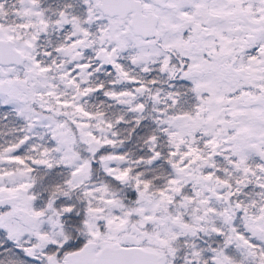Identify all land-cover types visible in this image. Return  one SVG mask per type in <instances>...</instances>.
I'll return each mask as SVG.
<instances>
[{"label": "snow or ice", "instance_id": "snow-or-ice-1", "mask_svg": "<svg viewBox=\"0 0 264 264\" xmlns=\"http://www.w3.org/2000/svg\"><path fill=\"white\" fill-rule=\"evenodd\" d=\"M0 264H264V0H0Z\"/></svg>", "mask_w": 264, "mask_h": 264}]
</instances>
